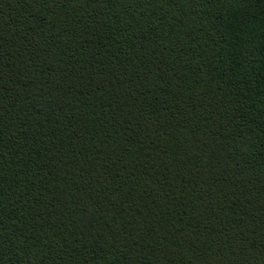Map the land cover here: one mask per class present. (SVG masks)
<instances>
[{"label":"trees","instance_id":"1","mask_svg":"<svg viewBox=\"0 0 264 264\" xmlns=\"http://www.w3.org/2000/svg\"><path fill=\"white\" fill-rule=\"evenodd\" d=\"M0 264H264V0H0Z\"/></svg>","mask_w":264,"mask_h":264}]
</instances>
